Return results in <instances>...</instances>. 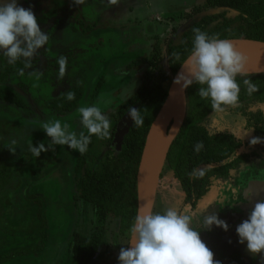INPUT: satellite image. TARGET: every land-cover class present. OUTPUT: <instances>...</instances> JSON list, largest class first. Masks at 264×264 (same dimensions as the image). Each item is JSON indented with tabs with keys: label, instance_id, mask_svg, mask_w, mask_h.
<instances>
[{
	"label": "rangeland",
	"instance_id": "1",
	"mask_svg": "<svg viewBox=\"0 0 264 264\" xmlns=\"http://www.w3.org/2000/svg\"><path fill=\"white\" fill-rule=\"evenodd\" d=\"M205 1L118 0L117 4L112 5L108 0H85L83 5L77 6L73 0H17L19 5L31 9L37 19H46V24L39 25L49 35V40L31 60L35 71L13 77L10 83L0 86L20 94L27 99L29 106L26 111H22L0 104V119L15 117L14 120H8L7 127L2 122L0 124V156L4 151L3 145L6 144L5 135L13 130V135L21 139V127L25 124L36 128L27 126L31 133L30 145L36 147L40 143L47 147L50 143L51 138L42 130L44 122L59 120L62 126H68L70 132L78 135L83 131L87 134V129L80 123L78 109L81 106L96 105L108 117V113L131 97L141 84L146 66L134 68L131 64L143 57H150L155 45L164 50L170 41L179 43L180 33L194 21L184 20L181 16L184 12L203 5ZM3 2L4 0H0V3ZM50 12L56 14L54 18L48 15ZM208 12L210 10L203 15L209 14ZM174 29L178 31L174 32ZM69 51L72 54L69 55L70 59L67 56L65 78L59 80V68L53 67L52 62L63 52ZM3 57L6 56L0 51V67ZM74 86L84 88V98L73 114L61 120L55 112L45 108V102L59 97ZM110 125L111 131L113 123L110 122ZM209 127L214 132L232 128L243 133L242 120L227 111L214 112ZM116 133L117 130L114 143L120 148L121 143ZM243 136L249 144L255 138L249 133H244ZM108 140L109 137L97 138L95 147L89 154L100 156ZM254 146L264 151V142ZM25 147H22L24 150L21 148V152L19 148L20 153L17 149L15 158L8 157L7 161L0 162V169L2 167L4 170L5 164L9 163L8 167L13 173L10 178L11 190H0L1 207H8L9 204L8 211L0 213V255L23 249L25 245L33 249L42 245V250L36 253L40 257L31 254L9 264H73L67 249L70 236L75 230L89 234L93 229L91 207L74 205L73 201L71 174L76 166L78 151L66 145L53 144L52 151H48L52 152L50 158L47 157L44 162L41 160L43 154L37 158L29 147ZM25 158L29 160L27 163L23 162ZM16 166L20 167L15 169ZM3 172L5 176V171ZM165 172L163 182L168 185L161 188L158 200L164 196L166 202L161 205V200H157L153 213H162L166 204L168 208L179 209L184 203V194L179 185L174 181L173 185L170 184L168 180L173 179L171 173ZM251 172L253 171L246 168L244 177L251 176ZM0 173V177H4L1 170ZM241 180L240 176L228 184L219 182L212 198L225 197V193L236 187ZM171 187H174L172 192ZM42 217L46 225L41 224ZM41 226H48L44 244L41 242ZM109 226L95 264L120 263L118 257L124 246L117 235L116 223ZM261 258L263 262L258 261L256 264H264V255Z\"/></svg>",
	"mask_w": 264,
	"mask_h": 264
},
{
	"label": "trees",
	"instance_id": "2",
	"mask_svg": "<svg viewBox=\"0 0 264 264\" xmlns=\"http://www.w3.org/2000/svg\"><path fill=\"white\" fill-rule=\"evenodd\" d=\"M217 9H222V11L216 15H203L209 10ZM48 15L54 18L56 14L50 12ZM198 17L200 19L197 20ZM181 18L194 21L190 27L180 33L179 43L170 41L164 50L159 45H155L154 52L150 57H143L131 64V67L134 68L146 66V71L136 92L108 113L113 128L110 131L109 140L103 153L100 156L89 154L97 141V137L92 136L87 151L84 154L79 152L77 154L76 166L71 174L73 201L74 205L83 204L91 207L93 229L89 234L75 230L70 236L67 249L73 264H95L97 257L100 255L106 231L110 228L109 225L115 223L118 227L117 235L120 242L124 247H128L131 237L130 229L135 221L138 209L137 173L146 136L166 100L173 78L191 53L195 38L193 30L200 29L209 36L218 35L220 39L245 38L264 42V0H206L203 5H198L189 12H184ZM37 20L38 23L46 24L44 17ZM177 31V29H174V32ZM71 54L70 51L60 54L52 62L53 67L59 68L57 60L61 55L67 57ZM3 58V64L0 67V86L10 83L13 77L19 76L20 69H24V73L35 71L33 70L34 64L32 61L31 67L25 68L23 58L15 64H9L8 59ZM68 59H70V56ZM236 79L240 85L238 103L235 107H227L225 111L232 116L242 118L245 122L244 128L246 131H252L256 137L264 138V75H238ZM244 79L251 80L257 86L258 91L249 95L247 87L243 83ZM199 87L202 86L194 83L186 91V115L180 132L172 143L165 166L174 173L173 179L181 183L182 190L187 192L191 199L197 200L207 193L208 187L214 180L227 181L231 177V172L238 168V161L243 159V157L236 156L240 144L232 136L225 133L213 134L209 127L211 115L214 113L211 100L202 99L197 94ZM69 91L75 93V99L72 101L67 100L66 96L61 94L59 97L45 102V108L48 111L55 112L61 120L66 119L78 109L85 95L82 86H74L63 94ZM0 104L22 111L29 108L27 99L4 87L0 88ZM130 107L140 110L144 124L136 127L133 123L120 148H117L114 143L116 128L122 117L128 113ZM13 118L15 117H1L0 124L2 122V125L4 124L7 127L8 120ZM27 126L33 125H22L21 139H17V135H13L15 134L13 130L5 135L4 141L6 144L3 145L4 151L0 156V162L7 161L8 157L15 158L17 149L20 153L22 147H25V145L26 149L29 147L31 133ZM34 129L36 128L34 127ZM12 141L16 143L13 145ZM201 141L204 147L197 153L195 145ZM10 147L15 149L14 153L8 149ZM51 153H48V151L41 153L43 154L41 160L46 162L45 160L47 157L50 158ZM27 161L29 160L26 159L23 162L27 163ZM8 165L9 163H6L4 170H2V167L0 169L3 176V171H5V176L0 177V190L12 188L10 178L13 173L10 172ZM19 167L16 166L15 169ZM194 168L205 170L203 178H190L189 173ZM246 168H250V164L246 165ZM256 169L258 173H262V177L257 179L258 176H255L257 174L255 171L250 174L251 177H246V191L248 188L251 191L264 184L263 160L261 166ZM13 177L16 182L15 176ZM193 183L199 184L198 187H193ZM8 207H1L0 205V213L8 211ZM43 221L42 217L41 224L45 223ZM47 230L48 226H41L40 233L43 244L46 241ZM42 248V245L36 249L25 245L23 249H15L5 255L1 254L0 264H9L18 258L27 257L31 254L40 257L36 253L40 252Z\"/></svg>",
	"mask_w": 264,
	"mask_h": 264
},
{
	"label": "clouds",
	"instance_id": "3",
	"mask_svg": "<svg viewBox=\"0 0 264 264\" xmlns=\"http://www.w3.org/2000/svg\"><path fill=\"white\" fill-rule=\"evenodd\" d=\"M85 0H73L77 6L83 5ZM115 5L118 0H108ZM195 38L193 48L187 60L182 65L187 69V75L181 72L175 80L183 88L195 84L201 85L198 95L202 99H210L214 112L222 113L227 107H235L239 100L240 85L237 76L247 75V57L238 51L232 41L220 39L218 35L209 36L200 29H194ZM49 35L41 30L37 17L31 9L19 5L17 0H4L0 3V51L8 58L9 64H15L21 58L25 61V68L31 67V60L35 54L48 43ZM177 58H179L177 56ZM57 63L58 79L63 80L67 71V57L61 55ZM20 75L24 69L19 70ZM39 75H42L40 73ZM247 92L251 95L258 91L257 86L249 79H244ZM67 100L75 99V93L65 94ZM80 123L87 134L81 131L70 132L67 125L59 120L44 122L42 130L50 137V143L45 147L40 143L38 147L30 145V151L35 157L47 152L52 145L68 146L84 154L91 137L106 139L110 136V120L101 108L81 106ZM136 127L144 124L140 110L128 109ZM261 138H253L250 143H262ZM16 142L12 141L14 145ZM203 142L195 145L199 153L203 149ZM13 153L14 148H8ZM205 175L203 168H194L189 176L191 179H200ZM249 195H252L249 193ZM201 224L203 228L211 226L229 230V225L221 220L216 213L207 214L202 220L195 214L182 212L175 207H169L162 213L141 210L135 217L130 229L131 238L129 247L121 248L119 253L120 264H221L214 259V253L202 241L200 231L194 225ZM239 242H247V249L252 254L264 253V201L257 202L250 212L249 219L243 221L236 228Z\"/></svg>",
	"mask_w": 264,
	"mask_h": 264
},
{
	"label": "flooded vegetation",
	"instance_id": "4",
	"mask_svg": "<svg viewBox=\"0 0 264 264\" xmlns=\"http://www.w3.org/2000/svg\"><path fill=\"white\" fill-rule=\"evenodd\" d=\"M240 119L242 120L243 133L236 132L235 130H232V128H228L223 131H212L213 134H228L232 136L237 141V143L240 144V146L237 148L236 156L243 157V159L238 161V168L231 172V177L227 181L220 179L214 180L208 187L207 193L202 196V198L197 200L194 198L191 199L187 192L182 190L181 183H179L175 179L168 180L170 181V184H172L173 181L177 183L184 194V203L183 206L179 208L180 211L187 212L188 214H195L196 217L200 220H202L203 217L207 214L216 213L221 220H224L229 225L228 231H224L223 228L217 227L215 225L211 226L210 229L203 228V226L199 223L194 225L196 228H198L197 230L200 231L202 241L210 248V250L213 251L214 259L220 261L221 264H256L258 261L263 262L261 255H264V253H250L247 249V242L241 244L239 242V236L236 231L238 225H240L243 221L249 219L250 212L253 210L255 204L257 203V200H255L254 203H249L246 201V195L251 191L249 188L246 191L245 188L247 185L245 181L247 180V178L252 176H247V178L244 177L243 174L246 169V165L250 164V168L248 169L253 172L255 171L257 173L255 176H258L257 179H259L262 177V173H258L256 168L258 166H261L262 160L264 161V151H261L260 149H258V147L252 145L251 143L249 144V141H247L243 136L244 133H249L253 137L257 138L252 131H246V129L244 128L245 122L242 118ZM261 139L262 141H264V138ZM165 171L171 173V176L173 178L174 173L168 168L166 169L164 167L161 175V182L155 201V206L157 205L158 201L160 202V200L161 205L163 204V202H166L164 196L163 198H159L158 200V195L161 192V188H163V186L167 187L166 185H168V183L166 184L165 182H163V174ZM250 174H252V172ZM240 176L242 179L241 182H238L236 187L232 188L229 192H226L225 197L221 196L220 198L216 196L214 199L212 198V196L214 195V190L217 189V185L219 182L228 184L229 181L232 182V180L234 181ZM192 185L196 188L199 184L193 183ZM171 188L170 191L172 192L174 187ZM167 208L168 207L166 204L164 209Z\"/></svg>",
	"mask_w": 264,
	"mask_h": 264
},
{
	"label": "water",
	"instance_id": "5",
	"mask_svg": "<svg viewBox=\"0 0 264 264\" xmlns=\"http://www.w3.org/2000/svg\"><path fill=\"white\" fill-rule=\"evenodd\" d=\"M221 11L222 9L210 10L207 15H216ZM229 40L232 41L236 49L244 55H248L250 53H259L264 55V42L262 41L249 40L245 38ZM182 65L173 78L166 100L157 113L146 136L137 173V214L141 210L153 212L161 182V175L164 170L170 148L184 122L183 119L178 132L171 137V130L175 123V120L171 119V112L173 106L180 99V97H183L184 99V118L186 115V91L188 88H183L182 83H175L176 78L181 72H184V74L187 75V69H184ZM251 75H264V69L249 72L244 76ZM133 123L134 121L131 119L129 112L123 116L118 123L116 128V137L119 139L121 144L125 136L128 134L129 129L133 126ZM249 193L252 195H249ZM249 193L246 195L247 202L254 203L255 200H257V202L264 201V184L251 190Z\"/></svg>",
	"mask_w": 264,
	"mask_h": 264
},
{
	"label": "bare ground",
	"instance_id": "6",
	"mask_svg": "<svg viewBox=\"0 0 264 264\" xmlns=\"http://www.w3.org/2000/svg\"><path fill=\"white\" fill-rule=\"evenodd\" d=\"M247 57L246 72H253L264 69V55L259 53H250L245 55ZM184 99H180L175 103L171 112V119L175 120L174 126L171 130V137L178 132L184 119Z\"/></svg>",
	"mask_w": 264,
	"mask_h": 264
}]
</instances>
